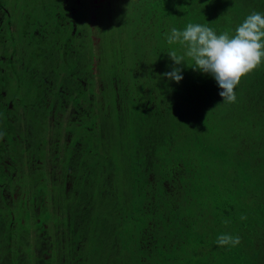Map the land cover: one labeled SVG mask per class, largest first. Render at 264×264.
<instances>
[{
  "label": "trees",
  "instance_id": "trees-1",
  "mask_svg": "<svg viewBox=\"0 0 264 264\" xmlns=\"http://www.w3.org/2000/svg\"><path fill=\"white\" fill-rule=\"evenodd\" d=\"M43 1L47 15L51 16L49 5ZM55 1L58 3H53V7L62 5L60 0ZM113 2L117 4L118 0ZM145 5L150 13L166 18L179 30L186 28L188 23H201L213 28L217 34L225 31L234 33L236 26L252 11L264 12V0H149ZM74 21L77 22V19ZM32 22L33 27L38 23L45 25L44 21ZM58 24L55 26L57 28L50 31L51 36L55 33L53 44L45 46V43L41 44L42 38L35 35L27 63L22 67L12 64L10 71L17 74L21 71L33 73L30 66L33 64L32 53L37 54L40 48L46 55V47L49 49L48 57H53V65L57 61L58 67L60 63L66 66L65 76L56 84L54 112L63 111L64 101L70 99L74 113L69 115L64 125L66 137H63L68 139L64 142L66 153L61 163L58 155L62 154L56 146V133L60 131L63 135L60 126L65 120L60 117L54 122L56 148L52 176L55 183L60 177H65L62 182L68 189L84 179V184L77 191L87 199L92 194V186L100 184L102 188L97 191L100 192L97 195H101V205L106 206L104 202L112 199L113 206L104 217H99L104 227L101 246L94 247L93 252L87 255L79 249L83 247L84 236L89 232L94 218L86 220V214L89 213V207L95 217L96 212L92 203L87 207L81 202L70 204L69 226L63 229L62 224L52 225L56 233L52 244L55 249L53 257L42 248L46 244L51 247L49 235L38 234L37 246L40 251L35 264H89L93 261L90 257L95 259L94 253H97V258L100 257L99 264H264V67H259L244 78L245 105L239 117L227 123L222 122L224 125L220 128L223 131L218 134L220 131L214 128L212 119L207 121L199 117L203 109L198 107L194 114L200 124L193 123L197 136L189 137L190 140L187 139L178 148L172 140L165 143L156 134L148 136L143 132L150 126L156 110L151 103H147V99L141 101L135 93L123 94L126 108L122 106L125 103L122 95L113 94L110 100L114 103L113 107H116L115 99L121 106L113 110L114 117L111 116L110 121L106 110L94 112L91 105L93 100L88 99L90 106L82 108L80 99L85 97L83 76L92 75L96 63L104 61V56L100 52L94 56L92 47L83 53L84 44L73 43L70 34L71 39L64 40L62 34L68 28L59 26L57 34L55 30ZM71 28L70 25L68 30L71 31ZM38 56L42 57L41 54ZM68 56L72 57L70 62ZM110 63L113 66L116 61ZM197 74L206 75L202 72ZM195 78L186 80L187 91L178 89L175 92L182 96V101L188 102L191 101V93L194 94L193 102L211 93V97L207 95L210 103L205 102L204 105L212 104L219 110L218 105L213 103L215 99L221 98L217 94L220 91L218 85L209 87L203 80L206 77ZM113 83L111 81L110 85L114 88ZM191 88L196 91H191ZM193 105L191 111L194 110ZM211 106L204 110L210 112ZM84 112L86 116L92 115L89 125L77 122L81 120H77L79 115ZM102 124L103 128L100 127ZM130 124L135 126L134 133ZM13 127L6 128L3 140H0V167L7 168L8 172L17 170L15 166L9 168V164L2 166L3 159H6L4 155L18 152L14 147L21 144L20 139L16 138L17 131L12 132ZM41 135L37 134L33 142L28 138L26 143L29 147L26 149L33 150L35 140ZM124 136L128 137L127 141L121 139ZM231 137L236 140L232 141ZM46 139L42 138L43 141ZM158 140L162 143L159 149L155 144ZM166 145L168 152L163 157L161 152H164ZM50 148L53 149V146L50 145ZM94 148H101L105 156L96 160L93 167L94 164L90 166L87 162L86 155ZM113 150L118 154L123 153L120 165L113 157ZM192 154L196 158H192ZM37 155L40 153L37 152ZM160 155L161 160L158 157ZM237 155H242L243 160ZM237 158L240 160L236 162ZM100 162L102 167L99 174L97 163ZM210 163L211 170L228 167V172L221 179L209 173L201 180L200 174L203 175L204 170L210 168ZM241 216H246V219L242 220ZM43 225L46 223L39 224V233L46 231ZM223 233L239 236L241 243L236 247H219L215 241ZM12 239L10 235L5 239L7 245ZM45 253L47 259L43 257ZM8 256L9 264H19L23 259L21 253L12 256L8 252Z\"/></svg>",
  "mask_w": 264,
  "mask_h": 264
},
{
  "label": "rangeland",
  "instance_id": "rangeland-1",
  "mask_svg": "<svg viewBox=\"0 0 264 264\" xmlns=\"http://www.w3.org/2000/svg\"><path fill=\"white\" fill-rule=\"evenodd\" d=\"M45 1L49 5L51 13L56 12V9L53 7V2L55 0H44L43 2L45 3ZM73 1L74 0H67V6L73 8V10L71 9L73 12H71L70 17L75 20L77 19L78 34H81L77 37H79L84 44L82 52L85 53L86 50L92 47L94 56L97 52H100L101 55L104 56V61L96 63L97 69L95 68L93 70L94 72L92 75L87 74L83 76L82 83L85 97L80 99L83 109L88 108L92 103L91 105L94 108V112L100 113L106 110L108 120L110 121V117H114L113 110H117L121 106L118 100L116 102L115 99L114 102L116 107H113L114 103L112 104L110 102L113 94L115 93L116 95L120 93L122 95L121 98L125 102L122 106L126 108L127 103L123 94L131 93L130 95H132L135 93L141 101L147 99V103H151L156 110L155 117L150 120V126H147L146 130L143 132L148 134V136L154 133L156 136L160 137L159 140L163 139L165 143L172 140L173 144L175 143L178 148L185 144V141H187L189 137L197 136L194 132L196 128L193 126V123L197 125L200 124V121L196 120L197 116L194 114L195 109L198 107L199 109H203L199 113V117L207 119V121L212 119L214 128L220 131L218 134L223 131V129L220 128L224 125L222 122L231 121L232 118L236 119L239 117L240 113H242L241 110L245 105V92L243 89L244 78L236 88L237 101L235 103H223L222 97L215 99L213 103L218 105L217 107L219 110L213 107L212 104L204 105L210 103L209 99L211 93H206L204 97H199V99L194 102L192 101L194 94L191 93L189 95L191 101H182V96L178 95L175 90L183 89V91H187L188 87L185 85L189 77H202V79L206 77V79L203 80L204 82L206 81V86L209 87L217 84V82L211 75H198L197 73L201 72L194 71L186 64L180 65V67L183 68V80L179 83L175 80H169L163 75L165 72L172 71L173 67L176 66L167 53L171 49L179 50L180 46L169 45L167 43L166 33H168L173 26L166 18L162 19L153 13L155 17L150 13L149 8L145 5L149 0H118L117 4L114 3L113 0ZM108 5H113V7L110 8ZM0 8H7L9 10L8 14L2 12V15H5L4 20H9L11 24L14 25L13 30L7 29L6 27L3 29L1 33L3 36V43L0 45V53L6 57L10 54L8 52H14L15 50L17 53L14 54V59H21L19 53L21 49L24 48L25 63V58L28 59V57H30L27 49H30L31 45H33V41L30 40L29 37L24 38L22 35L25 29L29 31L33 30V26L26 27L25 21H23V15L27 14L33 20L42 23L43 21L49 22L50 19L51 25L54 27L56 26L57 20L47 15L42 0H0ZM62 9L65 11V6H62ZM62 36L64 40H67V30ZM44 40L50 43L52 39L48 37ZM67 58L70 62L72 57L68 56ZM31 61H41V59L40 57H36ZM50 61L51 64H53V57L49 58L47 63L49 64ZM114 61H116V63L111 66L110 62ZM188 63L191 65L192 62L189 61ZM54 65L58 66L57 61ZM59 67L66 73L67 68L64 64L60 63ZM97 71L100 74H98ZM111 81H114V88L110 85ZM7 84L8 86L4 85L5 89L8 90L9 87L11 94L17 93L20 103L24 100L29 102L33 98L35 92L40 89V82L37 80L35 81L29 73L23 71L18 73V76L12 74L8 76ZM17 88L19 89L18 91L15 90ZM190 90L196 91L195 88H191ZM217 94L219 95V93ZM158 98H161V100ZM88 99L91 101L93 100V102L89 103ZM50 101L52 100L50 99ZM64 104L63 111H53V113H49V123L47 122L46 116L47 110L52 108L50 105L48 108L40 107L36 109L33 108L31 104L25 106L17 104L12 111L13 118L15 119L14 122L16 123L12 132L17 131L18 126H20V128H23L26 135L33 136V138H29V140L32 139V142L37 134L42 133V135L35 140L33 150H28V154L21 156L26 148H19L16 145L14 148L18 152L6 154V159H3L4 162L2 166L6 167L5 165L7 163H9V168L15 166L17 171L14 178L9 179L7 176V169L4 171L0 167V264H9L8 261L10 262V259H8V252H11L12 256L21 253L23 259L19 264H33L36 261L38 255L34 252V249L38 247L37 235L41 229L39 227L40 223H46L45 233L49 235L51 243V250L48 251V255L53 257L55 249H53L52 244L54 243L56 233L52 225L56 223L62 224L63 229L69 226L71 222L69 205L79 202L83 203L85 207L91 206L92 203L93 210L96 212L95 217L92 209L90 207L88 208L89 213L88 215L86 214V220L94 219L92 220L89 232L84 236L85 238L82 243L83 247H80L79 251L89 255L93 252L92 249L94 247H100L102 244V240L100 239L104 227L99 217H104L107 212L111 210L113 206L112 199L105 201L104 203L106 206H102L101 195H97L100 193L97 191H100L102 188L100 184L94 187L92 186V194H90L87 199L85 195L81 197L80 193L77 191V189L84 184V179L83 181L77 182V185L72 187V189H68L65 183L62 182L65 177H60L58 182L55 183V179L52 176V163L55 148L57 146L61 150L59 151L62 156L58 155L61 163L66 153L64 142L68 139V137H63H66V135H64V125L69 115L74 113L70 99L64 101ZM193 104H195L196 107ZM106 105L107 108L104 109ZM191 105H193L194 108L192 111L190 110ZM210 106V112L209 110H204V108L209 109ZM162 116L163 118L160 119ZM60 117L65 120L60 126L63 135L60 134V131L56 133L57 143L55 146L56 140L54 134L56 124L52 122H56ZM44 118L47 121L43 120ZM73 118H75V115ZM79 118H81V120H79ZM90 119H92V115L86 116L84 112L79 115L77 119L79 121L77 122H83L89 125L90 123L88 121ZM24 126L27 127L29 132ZM103 126L104 124L100 125L101 128H103ZM134 127V124H130L132 133H134ZM171 127H173V129ZM4 128V123H0V132L4 133ZM48 133H51V135L48 136ZM26 135L20 136V141L24 144H26L28 140ZM44 137L48 139L43 141L42 138ZM231 138L233 139L232 141L236 140L233 137ZM121 139L127 141L128 137L124 136L121 137ZM159 140L155 142L157 149H159L160 144H162ZM189 140L190 139H188V141ZM50 145L53 146V149L50 148ZM9 149L12 148L10 147ZM37 152H39L40 155H36L35 153ZM44 152L47 153V158L41 156ZM167 152L168 147L166 145L161 155L165 157ZM57 153L58 152H56V154ZM112 154H114L113 157L118 161L117 164L120 165L122 160L121 155L123 153L118 154L117 151L113 150ZM161 155L158 156L159 159H162ZM81 156L84 155L82 154ZM104 156L105 151L101 148H94V151L91 152L89 150V153L86 155L87 162L90 166L94 164L93 167L96 164L95 161L104 158ZM34 157H36L35 160L39 163H36L35 166L32 167L28 163L29 159H34ZM24 158L27 162L24 161ZM192 158L196 157L192 154ZM238 158L242 159V155H239ZM238 158L236 162L240 160H238ZM50 159L52 162H50ZM21 160L24 161L22 167L20 166ZM217 161L218 160H216V162ZM48 163H50V167ZM97 165L98 173L100 174L102 163H97ZM208 165L209 164L205 165V167ZM50 168L51 170L49 171ZM211 169L212 164L210 168L206 171L204 170L203 175L200 174V179L202 180L209 173L221 179V177L225 176L228 172V167L222 169L217 167L216 171ZM13 187H17L18 190V194L15 198H11V195L4 196V192L11 194L15 190ZM96 196L97 198H95ZM114 201H116V199ZM74 212H77V210ZM125 216L127 215L125 214ZM28 232H30V234ZM9 235L13 239L10 244L7 245L5 239H7ZM94 258L95 259L89 258L93 260L89 264H99L98 262L101 260L100 257L97 258V253H94ZM54 262L56 263V261Z\"/></svg>",
  "mask_w": 264,
  "mask_h": 264
},
{
  "label": "clouds",
  "instance_id": "clouds-1",
  "mask_svg": "<svg viewBox=\"0 0 264 264\" xmlns=\"http://www.w3.org/2000/svg\"><path fill=\"white\" fill-rule=\"evenodd\" d=\"M166 39L169 45L180 47L167 53L176 66L163 75L179 83L183 80L180 65L184 64L194 71L211 75L221 89L219 95L226 104L237 101L236 88L243 78L264 67V12L252 11L236 26L234 33L225 31L217 34L205 24L188 23L183 30L171 28L166 33ZM4 135L0 132V140ZM241 219H246V216H241ZM215 242L219 247H236L241 239L223 233L217 236Z\"/></svg>",
  "mask_w": 264,
  "mask_h": 264
},
{
  "label": "flooded vegetation",
  "instance_id": "flooded-vegetation-1",
  "mask_svg": "<svg viewBox=\"0 0 264 264\" xmlns=\"http://www.w3.org/2000/svg\"><path fill=\"white\" fill-rule=\"evenodd\" d=\"M73 2H77V0H74ZM53 3H58V2L54 1ZM60 3L62 5L60 7H54L56 9V12H53L50 16L53 19L57 20L56 23H59L58 29L55 30L56 33L58 32V30L60 31L59 26H61V27L66 26L69 29V27L71 25L72 30L70 31L67 29V35L69 36V34H70L72 36L73 41H74L73 43L81 42V39L79 37H76L78 35H81V34H78L77 23H76V21H74L73 18L70 17L71 12H73L72 11L73 8H70V6H67V0H60ZM62 6H65V8H66L65 11H63ZM2 12H4L5 14L6 13L8 14L9 10L7 8H4V9L0 8V45H2V43H3V41H2L3 36L1 35L3 29L6 27L7 29L13 30V28H14V25L11 24V22L9 20H4L5 15H2ZM23 21H25L26 27L34 26L33 22H32L33 20L27 14L23 15ZM38 24L39 25L33 27L34 29L31 31L25 30V33L23 34V36H24V38L29 37L30 40H33L35 35H39L40 38H42L41 44L45 43L46 44L45 46H47L49 43L46 42L44 39H47L48 37H50L51 39H54L55 33L51 36L50 31L54 30V28H57V27L52 26L50 21L44 22L45 25L40 24V23H38ZM71 36H69L68 38L71 39ZM55 42L59 43V41H57V40ZM50 43H52V40L50 41ZM42 47H44V46H42ZM67 49H68V46H67ZM30 50H31V47H30V49H27L29 54H30ZM46 50H47L46 55L44 54L43 50L40 48L37 49V54H34V52L32 53V56H31L32 60L36 57H39L38 54L42 55V57H40L41 61H35V62H33L32 65H30V66H32L31 71L33 73H29L34 78L35 81L37 80L40 82V89L35 92L33 98L29 102L24 100L21 103L19 102V95L17 93L11 94L10 88L8 87V90H7V89H5L4 85L8 86V84H7L8 76H10L11 74L18 76L17 73L10 71L11 70L10 65L16 64L17 66L22 67V65L24 66L25 63H27L26 58H25V63H24V57H25L24 56L25 55L24 48L21 49V51L19 53L21 59H14V54L17 53V51H15V50H14V52L13 51L8 52L10 54H8L6 57L0 53V123H4V125H5L4 131L6 128L11 127V126H15V124H16L14 122L15 119L13 118L12 111L17 104L20 106H25L27 104H31V106L33 108H36V109H38L40 107L48 108L49 105L52 106V108L47 110V117L46 118L48 121L46 119H43L49 123V121H50L49 113H53L54 108H55L54 107V105H55L54 104V92L57 89L56 84L61 79V77L65 76V72L63 70H61V68H59L58 66L51 64V61L49 64L47 63V61L49 60V57H48L49 56V53H48L49 49L46 47ZM28 59H29V57H28ZM56 78H58V80ZM15 90L18 91L19 89L17 88ZM61 90H63V89H61ZM50 99L52 101H50ZM52 123L54 124V122H52ZM19 128H20V126H18L17 133H16V138H18V139H20L21 135H26L23 131V128L22 127L20 129ZM24 128H26V126H24ZM28 132H29V130H28ZM48 135L50 136L51 133H48ZM26 136H27V138L31 137L28 135H26ZM18 147L19 148H22V147L26 148L29 146L27 143L24 144L23 142H21V144L18 145ZM27 152H29L28 149H26L21 156L26 155ZM35 154L37 155V153H35ZM4 156H6V155H4ZM47 156H48L47 153L44 152L43 157L47 158ZM35 158L36 157H34V159L33 158L29 159L28 164H30L32 167H34L36 163H39L37 160H35ZM24 161H26L25 158H24ZM24 161L21 160L20 164L22 165V163ZM50 162H52V161H50ZM7 164H9V163H7ZM48 164L50 167V163H48ZM32 167H31V169H32ZM5 169H7V168H3L4 171H5ZM50 170H51V168L49 169V171ZM49 174H51V173H49ZM15 175H16V172H14V171L7 172V176L9 179L14 178ZM13 189H15V190L11 194H7L6 192H4V196L11 195V198H15V196L18 194V190H17V187H13ZM45 226L46 225H43L44 230H45ZM45 232L46 231H43V232L39 233V235H42ZM46 245H45V247L43 246L42 248L45 249L48 253V251L51 249L48 245L47 246ZM34 250H35L34 252L38 255L40 248L37 247ZM47 253H45V255H43V257L45 259L48 258ZM33 264H35V262ZM37 264H40V262Z\"/></svg>",
  "mask_w": 264,
  "mask_h": 264
}]
</instances>
